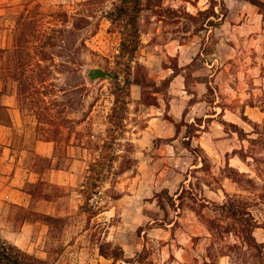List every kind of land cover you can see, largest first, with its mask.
I'll list each match as a JSON object with an SVG mask.
<instances>
[{
	"label": "rangeland",
	"instance_id": "obj_1",
	"mask_svg": "<svg viewBox=\"0 0 264 264\" xmlns=\"http://www.w3.org/2000/svg\"><path fill=\"white\" fill-rule=\"evenodd\" d=\"M221 1L228 14L216 27L199 14L211 0L40 5L21 16L16 45L0 53L4 77L45 135L75 136L86 160H97L78 226L96 228L99 251L115 257L108 264H232L211 245V220L226 222L216 204L225 192L254 197L235 170L264 190V175L240 150L264 152L237 131L257 137L254 123L264 124V0H216L218 12ZM27 52L35 58L27 73L46 74L35 95L23 92ZM89 66L118 77L91 81ZM254 213L264 222L263 206ZM255 235L263 241L264 227Z\"/></svg>",
	"mask_w": 264,
	"mask_h": 264
},
{
	"label": "crops",
	"instance_id": "obj_2",
	"mask_svg": "<svg viewBox=\"0 0 264 264\" xmlns=\"http://www.w3.org/2000/svg\"><path fill=\"white\" fill-rule=\"evenodd\" d=\"M70 1L0 0V50L14 48L21 16L25 19L40 5ZM22 101L17 86L0 76L1 237L56 264L112 263L99 251L96 228L78 226L86 212L87 174L97 160H86L87 148L75 136L67 141L46 136L49 131ZM102 213L93 212L91 219Z\"/></svg>",
	"mask_w": 264,
	"mask_h": 264
},
{
	"label": "trees",
	"instance_id": "obj_3",
	"mask_svg": "<svg viewBox=\"0 0 264 264\" xmlns=\"http://www.w3.org/2000/svg\"><path fill=\"white\" fill-rule=\"evenodd\" d=\"M88 3H92L94 0H86ZM141 1V0H140ZM137 0V3H140ZM255 4H258L256 0H250ZM218 2L216 0H211V4L208 8L203 10H199L200 15L206 16L207 26H218L222 20L225 19L228 14V7L225 5L223 1H221L222 8L220 12L216 11V6ZM263 7L264 3L258 4ZM142 7L138 8V12H140ZM124 10L123 12L128 13V9H119ZM133 10H135L133 8ZM187 15L191 18H196L193 14L186 12ZM217 18L219 20H214L213 18ZM61 31L62 29H58ZM40 38V35L37 36ZM40 40V39H39ZM16 43V38H15ZM16 45V44H15ZM42 50H38V54L41 53ZM0 53H3L0 50ZM35 58L29 53H26V58L21 62L22 70V78H23V92L28 94H36L39 90L36 88L35 84L44 83L46 81V74L40 73L37 75H33L30 71H33L32 65ZM39 65V62H37ZM28 72V73H27ZM2 74V75H1ZM0 76L3 75V67L2 62L0 61ZM170 79H168L169 83ZM194 122L187 124V127H190ZM235 125V124H232ZM254 132L257 133V137H247V133L243 132L242 129L238 130L240 139L247 138L251 144L254 146L260 147L261 151L264 152V124L262 125V129H259V124L254 123ZM246 135V136H245ZM188 139H185L184 144L187 148L193 150V146L191 144V136L190 132L187 135ZM240 157L244 162H246L249 166L255 165L256 170L259 169V177L262 178L264 175V159L257 155L255 151L248 150L245 147H242L240 150ZM251 156L253 161L247 160ZM263 166V167H262ZM230 168V167H229ZM234 169V168H230ZM236 174L239 175L238 178H235V181L240 183L245 190H249L253 192V196H246L242 192L229 193L225 192V200L222 203L216 204V207L220 210V213L223 218H225L226 222H220L218 220L212 219L211 223H213V228L217 231V236L213 242L212 247L217 249L216 253L221 256H229L232 264H264V240H259L255 235V229L258 227H264V222H260L254 213V211L260 206L264 207V190H257L258 183L256 180L250 176L248 172H240L239 170H235ZM246 183V184H243ZM240 185V186H241ZM264 186V185H263ZM255 189V190H252ZM258 191V192H255ZM179 195H182L181 193ZM233 235L235 237V241L230 242L225 240L226 235ZM220 245L218 248L217 245ZM101 253L107 256L105 253ZM216 254V255H217ZM108 257V256H107ZM111 258H115L111 256ZM0 264H56L54 261L43 259L37 257L34 254L28 253L25 250L21 249L17 245L10 243L3 239L0 235ZM115 264H117L115 262Z\"/></svg>",
	"mask_w": 264,
	"mask_h": 264
},
{
	"label": "water",
	"instance_id": "obj_4",
	"mask_svg": "<svg viewBox=\"0 0 264 264\" xmlns=\"http://www.w3.org/2000/svg\"><path fill=\"white\" fill-rule=\"evenodd\" d=\"M86 75L91 81H96L100 78L110 76L113 78H117V74L110 72L108 69L102 66H89L86 70Z\"/></svg>",
	"mask_w": 264,
	"mask_h": 264
}]
</instances>
